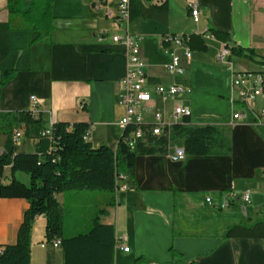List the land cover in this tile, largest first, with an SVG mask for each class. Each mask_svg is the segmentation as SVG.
Returning <instances> with one entry per match:
<instances>
[{"label": "crops", "instance_id": "obj_1", "mask_svg": "<svg viewBox=\"0 0 264 264\" xmlns=\"http://www.w3.org/2000/svg\"><path fill=\"white\" fill-rule=\"evenodd\" d=\"M99 1L54 0V30L32 42L37 32L9 29L8 0H0V71H16L1 89L0 112L31 111L30 96L34 95L41 101L36 117L44 121L30 126L28 136L23 124L19 125L23 136L16 142V152H34L41 130L56 122L87 123L86 140L93 147L114 144L121 137L118 122L125 109L118 95L126 73V54L121 43L112 41L111 34L120 29ZM164 1L166 16L153 9L149 17L130 20L128 29L141 37L140 53L151 84L182 83L189 86L190 94L163 102L152 93V102L167 119L173 105L182 104L191 111V123L229 125L231 152L186 155L180 160L160 153L136 156L133 183L116 192L113 206L103 203L100 207L106 210L100 221L115 227V245L125 235L123 244L129 248L126 252L114 246V264H132L136 259H143L142 264H264V238L224 236L232 224L264 218V205L252 203L253 197L261 200L264 196V138L250 117L232 120V113L244 108L234 102L231 86L233 70H256L260 65L232 55L230 64L217 61L224 44L208 37L209 31L202 36L207 50H191V59L183 62V74H174L166 70L173 48L161 46L165 34L215 28L231 33L234 45L251 47L264 59V0H196L200 9L197 25L187 7L192 0H141L145 7ZM179 17L191 20L190 27L184 28ZM102 32L107 34L101 36ZM209 41L215 44L212 53ZM218 99L228 106L224 113ZM5 140L6 133L0 132V150ZM10 180V166H5L1 182ZM245 189L250 191L247 204L239 198ZM66 192L56 194L62 211ZM228 192L236 197L225 209L205 202L206 196L220 201ZM28 207L24 198L0 197V245L16 242ZM237 207L244 217L233 210ZM45 224L44 214L32 222L30 264H62L61 249L46 240Z\"/></svg>", "mask_w": 264, "mask_h": 264}, {"label": "trees", "instance_id": "obj_2", "mask_svg": "<svg viewBox=\"0 0 264 264\" xmlns=\"http://www.w3.org/2000/svg\"><path fill=\"white\" fill-rule=\"evenodd\" d=\"M54 0H8V26L10 30L37 32L35 42L54 30ZM130 20L149 17L156 9L166 16L167 2L145 7L141 0H130ZM214 39L230 49L232 56L247 58L264 65L253 48L232 43L229 32L208 28ZM205 33L183 34L188 37L192 51L205 52ZM164 45L163 48H166ZM15 70L0 71V92L15 75ZM23 124L25 135L33 125H43L40 116L31 111L20 110L0 112V132L6 133L5 143L0 150V176L5 166H10L11 180L3 184L0 179V197H17L29 201L13 244L0 245V264H30V231L33 220L42 214L46 216L45 237L48 242L60 239L62 264H114L115 227L100 221L104 208L94 212L91 225L85 232L71 236L64 234V215L56 199L57 193L66 191L98 190L105 192V206H113L116 197V181L120 171L125 173L129 185L133 183L135 158L142 154H167L169 143L181 141L186 155H228L231 152V127L227 124L191 123L188 117L170 126L166 136H147L135 143L131 149L127 144L132 127H127L114 144L93 147L84 136L89 128L85 122H56L52 136L39 135L34 152H16L12 129ZM264 138V124L259 125ZM23 172L28 176L24 182L15 176ZM224 236L264 238V218L250 223H236L228 226ZM136 259L132 264H142Z\"/></svg>", "mask_w": 264, "mask_h": 264}, {"label": "built area", "instance_id": "obj_3", "mask_svg": "<svg viewBox=\"0 0 264 264\" xmlns=\"http://www.w3.org/2000/svg\"><path fill=\"white\" fill-rule=\"evenodd\" d=\"M99 6L105 7L106 14L112 19L113 24L120 31H115L111 34V39L114 42L121 43L125 48L126 54V73L120 81L119 102L124 106L125 113L120 118L118 124L123 129L132 127L128 136L127 144L131 149L137 141L145 139L147 136H166L169 133L170 126L177 122H182L184 117H189L191 111L189 107L182 104L173 105L168 113V119L163 111L152 102V93L156 94L163 102L181 97L190 92L187 85L177 82L168 84H151L145 72V61L140 53L141 37L130 32L128 24L130 23L131 6L130 0H100ZM187 7L190 11V16L193 22L197 25L200 21V9L196 0L187 2ZM124 25L123 28L121 26ZM208 32L205 27L203 33ZM107 33L102 32L101 36ZM208 37L213 38L209 33ZM188 37L183 34H165L161 37V46L167 45L172 47L173 51L170 55V60L166 64V70L169 73L183 74L184 61L191 59L192 51L188 47ZM231 52L228 47L223 45L216 54V60L221 63L230 64ZM232 90L235 93L234 102L241 103L244 107L242 111H234L232 120H242L250 117L251 123L255 126L264 124V106L254 109L251 102L257 98H264V65L256 70L232 71ZM151 89V90H150ZM32 104L31 113L36 117V108L41 103L34 95L30 96ZM53 124H49L43 128L40 135L52 136ZM89 133L87 130L84 138L86 139ZM23 136L22 128L16 125L12 129V138L18 142ZM171 143V142H170ZM169 143L167 155L172 160H180L186 156L183 146L177 145L172 148ZM171 149V150H170ZM1 179V176H0ZM129 188L127 175L120 172L116 181V192ZM236 194L228 192L220 201H214L211 196L205 197V202L219 209L227 208ZM241 201L245 204L250 202V191L245 189L239 195ZM126 236L119 238L116 247L123 251H128L129 248L123 243ZM54 248H60V239L54 238L50 241Z\"/></svg>", "mask_w": 264, "mask_h": 264}, {"label": "rangeland", "instance_id": "obj_4", "mask_svg": "<svg viewBox=\"0 0 264 264\" xmlns=\"http://www.w3.org/2000/svg\"><path fill=\"white\" fill-rule=\"evenodd\" d=\"M178 22L181 23L184 28H189L192 23L191 20L187 18L179 17ZM201 29V27H200ZM210 53L214 51V42L209 41ZM241 65H247L246 62L240 61ZM253 67V66H252ZM258 69L259 67H255ZM205 93V92H204ZM190 94V93H189ZM188 94V95H189ZM218 107L220 112L224 113L227 111L228 106L226 102L218 99ZM263 107L264 98H257L255 101L251 102V106ZM236 108L240 109V105L236 104ZM244 108V107H243ZM177 143L171 142L170 145L172 148L177 146ZM17 178L26 182L28 176L23 172H18ZM66 202L63 206V215H64V234L66 236H71L80 232H85L91 225L92 217L94 216L95 210L103 206L104 201L107 198V194L98 190H82V191H67L66 192ZM262 199H257L256 197L252 198V203L254 206H263L264 205V196L262 194ZM241 206V204H240ZM249 204L245 209H249ZM235 212L242 214L243 211L237 207L233 208ZM264 210V209H263ZM244 217V216H243Z\"/></svg>", "mask_w": 264, "mask_h": 264}]
</instances>
